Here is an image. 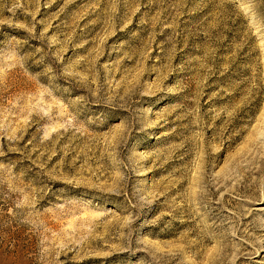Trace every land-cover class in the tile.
Here are the masks:
<instances>
[{
    "label": "rangeland",
    "instance_id": "1",
    "mask_svg": "<svg viewBox=\"0 0 264 264\" xmlns=\"http://www.w3.org/2000/svg\"><path fill=\"white\" fill-rule=\"evenodd\" d=\"M0 264H264V0H0Z\"/></svg>",
    "mask_w": 264,
    "mask_h": 264
}]
</instances>
